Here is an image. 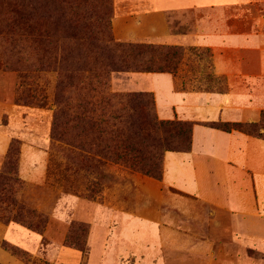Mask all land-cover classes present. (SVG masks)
Returning <instances> with one entry per match:
<instances>
[{"label": "rangeland", "instance_id": "374dc122", "mask_svg": "<svg viewBox=\"0 0 264 264\" xmlns=\"http://www.w3.org/2000/svg\"><path fill=\"white\" fill-rule=\"evenodd\" d=\"M118 4V0H0V147H5L0 154V173L7 171L4 160L9 147L13 144L19 149V181L0 188V214L23 221L0 220V226L17 225L37 235L28 227L35 221L28 211L45 219L37 247L0 239V248L24 264L48 263L49 253L58 246L84 256L92 251L140 252L146 264H203V255L210 253L264 257L254 250L217 244V231L212 232L214 226L209 222L217 214L213 209L162 186L159 178L130 165L128 158H134L160 174L163 152L183 146L174 133L187 129L190 120L162 119L154 102L150 108L146 105L147 112L157 121L175 123L158 124L146 137L129 139L125 127L133 111L124 98L111 94L152 92L136 79L137 71L103 70L94 62L82 68L77 60L70 64L65 59L68 47L75 52L83 49L80 38L70 36L72 22L78 26L79 36L83 32L99 36L106 30L118 43L147 45L140 63L165 65L160 60L168 55V62L176 66L177 88L205 93L228 89L224 76L214 74L212 53L206 47L171 48L118 40L112 24ZM235 11L264 14V0L227 10ZM188 14L192 16V11ZM178 15L173 13L170 19ZM252 63L245 57L241 61L246 70ZM69 74L74 75L71 85ZM243 87L235 86L240 91ZM245 130L258 132L259 125ZM127 143L135 148L131 155L122 150ZM29 146L44 151L39 178L24 179L19 172L21 159L28 162L34 156ZM135 219L145 225H141L145 245L129 244L125 239L126 226ZM158 219L164 224L159 225L162 244L152 240L158 234ZM4 242L23 255L13 254Z\"/></svg>", "mask_w": 264, "mask_h": 264}, {"label": "crops", "instance_id": "0c3cea01", "mask_svg": "<svg viewBox=\"0 0 264 264\" xmlns=\"http://www.w3.org/2000/svg\"><path fill=\"white\" fill-rule=\"evenodd\" d=\"M260 1L118 0L112 24L118 40L210 49L213 72L224 76L226 91L205 93L177 88L176 76L171 72H135L136 79L152 91L160 118L179 117L193 122L190 149L164 152L160 183L217 213L209 217L212 232L217 231V244L264 254V128L260 137L207 124L264 122V14L227 12ZM191 11L192 16L188 14ZM193 11L199 13L195 16ZM173 13L179 15L170 19ZM243 56L253 62L249 70L242 68ZM238 85L244 86L241 91L235 88ZM4 148L0 147V154ZM39 149L29 146L34 156L28 162L21 159L19 172L24 179L41 176L44 151ZM160 224L164 225L162 219H158L157 237L152 238L155 243L158 239V244L163 243ZM141 225L140 219L129 221L125 235L129 244H146ZM0 239L32 248L40 236L17 225H2ZM145 259L140 252L92 251L84 256L58 246L49 253L46 264H146ZM0 261L24 264L2 248ZM202 262L264 264V257L243 252L210 253L203 255Z\"/></svg>", "mask_w": 264, "mask_h": 264}, {"label": "trees", "instance_id": "16d2710c", "mask_svg": "<svg viewBox=\"0 0 264 264\" xmlns=\"http://www.w3.org/2000/svg\"><path fill=\"white\" fill-rule=\"evenodd\" d=\"M108 3V1H106ZM108 8V7H107ZM31 27L28 25V28ZM77 25L72 26L69 24V28L71 29L70 36L72 38H80L82 50L74 51V48L71 46L68 47L65 59L70 61V64H73L75 60L77 63H81L82 68H88V64L94 62L99 64L103 70L109 69V71H146V72H171L173 73L176 69V66H171L168 62V55L166 57H162L160 62H165V65H158L157 67H153L149 64H144V62L140 63V56L142 55V49L147 48V45L140 44H123L116 42L113 37L110 35L108 31H103L101 35H88L87 33H82V36H79L80 30L77 28ZM166 46V45H164ZM166 47L171 48H179L173 45H167ZM171 55H176L175 52L171 53ZM149 63H153L148 60ZM147 63V62H145ZM90 70V69H89ZM108 73V71H107ZM67 76L68 83L72 82L74 75L69 74ZM71 85V83H70ZM111 96L113 98H124L126 104L133 111L128 114L130 120L127 122L126 132L127 138H137V137H146L152 130L156 129L157 125L162 124H172L170 120L165 121H157L156 117H152L149 112L146 110V105H149V108L154 104V95L150 91H140L137 93H112ZM147 101V103H146ZM211 127L219 128L225 131H230L231 129H237L247 134L255 135V136H263V132L261 131L264 128V122L261 119L258 122H226V121H211L207 123ZM184 125L186 123L184 122ZM258 126V132H249L245 130L247 126ZM193 122L188 123V127L185 130L177 131L176 135L179 138L180 142H183V146L181 148H166V150H174V151H188L191 147V134H192ZM185 134V135H184ZM129 142V141H128ZM125 151V155L135 151L134 146L131 143L124 144L122 149ZM165 152V151H164ZM164 152L162 155H164ZM19 155L18 147L15 145H11L8 149V152L5 156L4 166L7 171L0 173V188L6 189L7 186H10L12 182L19 181L17 177V160ZM127 157V156H125ZM130 161V165L137 167L141 171L145 173H150L152 176L161 179L162 172L160 174H156L154 171L145 168L143 165H139L138 162L134 160V158H128ZM6 185V187H4ZM21 208H23L21 206ZM32 216H34L35 221H31L28 223V227L30 229H34L37 234L42 231L43 225L45 223V219L40 215L38 217L37 214H34L33 210L28 211ZM16 217V216H15ZM6 218L3 214H0V220L8 223L10 220L23 222L20 218ZM25 223V222H24ZM4 247L8 248L13 254L23 255L20 251L13 247L8 246L7 243L4 242Z\"/></svg>", "mask_w": 264, "mask_h": 264}]
</instances>
